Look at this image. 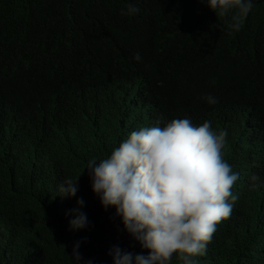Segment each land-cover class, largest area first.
<instances>
[{"label": "trees", "instance_id": "16d2710c", "mask_svg": "<svg viewBox=\"0 0 264 264\" xmlns=\"http://www.w3.org/2000/svg\"><path fill=\"white\" fill-rule=\"evenodd\" d=\"M188 1L144 0L135 15L117 7L105 23L88 9L71 33L64 0H0V264H71L67 255L76 241L94 264H112L114 247L148 253L91 191L84 168L113 146L104 116L121 104L110 101L91 112L87 82L103 85L122 72L141 71L171 120L226 126L232 100L264 115V43L253 34L254 28L264 33V9L241 15L239 28L227 36L211 25L207 0H190L200 14ZM114 40L138 50L141 59L107 69ZM205 94L218 103L208 104ZM78 176L75 197L57 196L61 181ZM257 185L220 221L198 264H226L264 240L256 210L264 199V172ZM81 197L90 225L70 231L67 213ZM170 264H182L176 253Z\"/></svg>", "mask_w": 264, "mask_h": 264}, {"label": "clouds", "instance_id": "9594fccd", "mask_svg": "<svg viewBox=\"0 0 264 264\" xmlns=\"http://www.w3.org/2000/svg\"><path fill=\"white\" fill-rule=\"evenodd\" d=\"M64 2L73 33L77 30L76 18L85 10L91 9L94 19L105 23L114 8L122 7L124 15H135L144 0ZM188 3L197 5L200 14L198 4ZM207 5L215 19L211 25L229 36L235 32L234 27L239 28L241 15L264 9V0H207ZM253 34L264 43V33L254 28ZM110 46L115 57L107 69L141 59L138 50H131L125 43L114 40ZM148 81L136 70L132 77L122 72L103 85L87 82L91 112H101L110 101H118L121 107L109 117L104 116L108 120L104 131L112 133L113 146L105 157L89 159L84 170L101 207L114 209L123 230L148 250L147 255H134L114 247L110 250L112 264H170L173 253L182 264H198L196 258L206 255L220 221L231 215L233 207L252 187H258L263 177L264 115L251 104L232 100L226 126H213L208 119L192 117L171 120L165 117L161 102L149 94ZM202 99L210 105L218 103L212 94ZM223 153L229 154L232 161L228 157L227 162ZM79 176L61 181L57 196L75 197ZM85 203L78 198L76 207L67 213L72 216L70 231L89 227L88 216L82 210ZM256 210L264 233V199ZM80 244L74 242L71 256L67 255L71 264H94L93 259H85L78 251ZM250 253L230 257L226 264H264V240Z\"/></svg>", "mask_w": 264, "mask_h": 264}]
</instances>
